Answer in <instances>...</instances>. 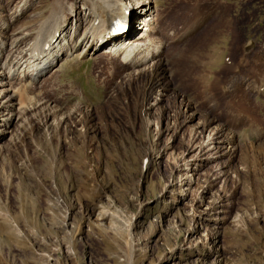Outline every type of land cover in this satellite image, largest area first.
<instances>
[{"label":"rangeland","instance_id":"1","mask_svg":"<svg viewBox=\"0 0 264 264\" xmlns=\"http://www.w3.org/2000/svg\"><path fill=\"white\" fill-rule=\"evenodd\" d=\"M190 3L167 5L177 26ZM203 3L179 63L200 66L205 46L207 90L176 73L142 104L78 55L40 87L20 79L22 126L0 142V264H264V0ZM241 75L254 91L235 98L224 87Z\"/></svg>","mask_w":264,"mask_h":264},{"label":"bare ground","instance_id":"2","mask_svg":"<svg viewBox=\"0 0 264 264\" xmlns=\"http://www.w3.org/2000/svg\"><path fill=\"white\" fill-rule=\"evenodd\" d=\"M13 1L15 0H0V9L5 11V14H0V142L22 126L20 120L24 109L20 103V92L16 89L22 82L20 79L24 81L26 76L30 86L40 87L59 69V62L75 55L79 59L90 57L95 64L104 63L102 67L110 75L118 73L121 80L117 85L121 83L119 85L124 90L125 87L130 90L138 88L142 104L146 100L148 104L154 93L161 91L164 96L169 90L174 91L171 77L176 73L185 75L196 89L203 87L207 90L211 85L208 75L212 70L209 68L212 63L208 62L209 52L205 46L201 48L200 66L190 65L184 69L179 63L180 58L190 55L187 51L189 37L196 29L194 9L202 8L205 4L202 1L206 0H194L193 4H189L192 8L183 13L181 19L184 26L181 27L177 26V21L172 22L178 18L176 12L167 6L173 0H166L161 5L156 4L158 0H47L50 4L47 12L32 11L30 14L28 9L34 2L22 0L10 11ZM208 7L209 5L206 8ZM209 10L212 11L211 8ZM167 15L166 21L169 19L174 25L165 22ZM24 17L28 24L22 21ZM118 23L128 24L123 34L115 33ZM140 23L143 24L141 28ZM204 26L206 22L196 32ZM167 42H170L171 47L166 49ZM175 48L179 49L177 53ZM242 61L240 59L238 62V71L242 64L245 65ZM256 71L254 66L252 75ZM244 78L245 75H241L239 79L233 80L231 86L228 85L229 88H224L233 92L235 98H238L239 92L250 95L254 86L250 85L249 91H244ZM261 87L259 85L255 91L264 93V81ZM33 108L26 110L30 112ZM68 115L64 113L61 116L66 123ZM205 123L203 130L208 126ZM230 136H225L222 142H233ZM217 137L208 135L209 142L221 143ZM144 159L145 157L141 161ZM149 163H144L143 168L147 170Z\"/></svg>","mask_w":264,"mask_h":264}]
</instances>
